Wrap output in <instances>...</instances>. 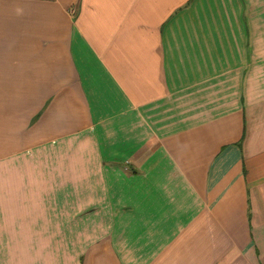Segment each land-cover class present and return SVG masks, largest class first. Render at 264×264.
I'll list each match as a JSON object with an SVG mask.
<instances>
[{
  "label": "crops",
  "instance_id": "obj_1",
  "mask_svg": "<svg viewBox=\"0 0 264 264\" xmlns=\"http://www.w3.org/2000/svg\"><path fill=\"white\" fill-rule=\"evenodd\" d=\"M0 264H264V0H0Z\"/></svg>",
  "mask_w": 264,
  "mask_h": 264
}]
</instances>
